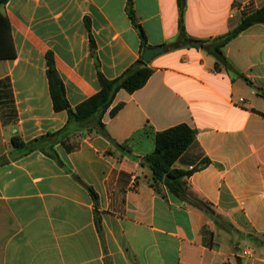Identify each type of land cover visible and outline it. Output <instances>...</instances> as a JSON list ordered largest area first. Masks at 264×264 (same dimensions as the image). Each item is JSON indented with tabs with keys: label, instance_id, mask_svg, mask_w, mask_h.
<instances>
[{
	"label": "crops",
	"instance_id": "obj_1",
	"mask_svg": "<svg viewBox=\"0 0 264 264\" xmlns=\"http://www.w3.org/2000/svg\"><path fill=\"white\" fill-rule=\"evenodd\" d=\"M127 2L0 4L14 49L0 58V264H264V23L225 44L228 66H216L177 40V0H132L135 20ZM262 5L186 0L185 31L223 35ZM148 47L164 52L148 62L147 82L119 90L103 117L122 149L99 133L72 151L56 144L55 156L12 145L13 136L28 142L68 122L53 108L48 53L75 107L99 90V73L118 77ZM180 123L195 138L173 167L190 171V190L218 219L165 187L156 192L135 158L153 152L157 131Z\"/></svg>",
	"mask_w": 264,
	"mask_h": 264
},
{
	"label": "trees",
	"instance_id": "obj_2",
	"mask_svg": "<svg viewBox=\"0 0 264 264\" xmlns=\"http://www.w3.org/2000/svg\"><path fill=\"white\" fill-rule=\"evenodd\" d=\"M4 0H0L2 4ZM178 5V35L177 40L185 47L201 48L215 57V65L228 66L227 59L222 52V47L231 39L238 36L248 27L264 23V5L243 17L233 30L213 38L199 39L189 36L184 27V11L186 0H177ZM127 10L131 19L135 20L132 10V0L127 2ZM141 40L145 41V35L139 24L136 23ZM14 55L11 41L10 25L5 15L0 12V58H8ZM153 69L139 57L121 75L108 79L101 73L98 74L99 90L75 107L68 103L62 79L57 72L51 53L47 54V77L50 95L55 111L66 110L68 122L61 129L46 135L24 142L18 136L11 139L12 145L21 149L25 154L30 151H41L48 156H55L54 146L61 144L67 151L78 147L79 139L87 133H99L105 136L114 146L122 149L107 133L103 117L114 102L119 90L124 89L128 93L143 87L152 74ZM118 103L109 110V115L114 116L121 108ZM73 138V140H71ZM195 138V130L185 123H180L164 130L157 131L154 139L153 152L142 157H135L142 166H146L150 173V185L156 192L160 187H165L168 192L180 200L193 204L205 211L210 216L218 219V215L211 209L209 204L198 198L189 188L187 177L190 171H184L173 167L176 159L189 147ZM3 162L0 159V164ZM94 199L96 195L91 188ZM97 229L100 230L98 218L95 219ZM253 238L252 236H247ZM255 238V237H254Z\"/></svg>",
	"mask_w": 264,
	"mask_h": 264
},
{
	"label": "water",
	"instance_id": "obj_3",
	"mask_svg": "<svg viewBox=\"0 0 264 264\" xmlns=\"http://www.w3.org/2000/svg\"><path fill=\"white\" fill-rule=\"evenodd\" d=\"M164 52L163 47H148L144 50L142 54V59L145 62H149L155 55Z\"/></svg>",
	"mask_w": 264,
	"mask_h": 264
}]
</instances>
